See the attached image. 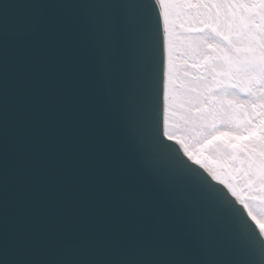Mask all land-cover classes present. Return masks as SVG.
Segmentation results:
<instances>
[{
  "label": "snow or ice",
  "instance_id": "snow-or-ice-1",
  "mask_svg": "<svg viewBox=\"0 0 264 264\" xmlns=\"http://www.w3.org/2000/svg\"><path fill=\"white\" fill-rule=\"evenodd\" d=\"M0 264H264V0H3Z\"/></svg>",
  "mask_w": 264,
  "mask_h": 264
},
{
  "label": "rangeland",
  "instance_id": "rangeland-1",
  "mask_svg": "<svg viewBox=\"0 0 264 264\" xmlns=\"http://www.w3.org/2000/svg\"><path fill=\"white\" fill-rule=\"evenodd\" d=\"M177 53L178 54H182L183 53V56L185 57V59L190 61V58H189L188 54L184 51V45L182 43L180 45V48L177 50ZM182 80H183V77H182ZM179 84H181V83L178 82V85ZM192 111H193V113L195 112L194 109ZM187 115H188V109L181 107V108H178L175 116L173 117V120L175 121V124H176L177 128L180 129L183 132L187 131V129L185 127V125L187 124V120H186V116Z\"/></svg>",
  "mask_w": 264,
  "mask_h": 264
},
{
  "label": "bare ground",
  "instance_id": "bare-ground-1",
  "mask_svg": "<svg viewBox=\"0 0 264 264\" xmlns=\"http://www.w3.org/2000/svg\"><path fill=\"white\" fill-rule=\"evenodd\" d=\"M178 31H183L182 29H178ZM181 45V44H180ZM180 48V46H178V48H177V50ZM185 57L183 56V53L182 54H178L177 55V63H178V65H184L185 64V62H187L188 64H191L192 63V59H190V61L189 60H187V59H185ZM194 59V58H193ZM179 83H181L182 81H178ZM182 133H184L183 131H178L177 132V135H180V134H182ZM237 186L239 187L240 185H239V183L237 184Z\"/></svg>",
  "mask_w": 264,
  "mask_h": 264
},
{
  "label": "water",
  "instance_id": "water-1",
  "mask_svg": "<svg viewBox=\"0 0 264 264\" xmlns=\"http://www.w3.org/2000/svg\"><path fill=\"white\" fill-rule=\"evenodd\" d=\"M3 0H0V3H2ZM203 175V173H201ZM207 179V177H205ZM209 183H211V181H209ZM215 187H219V185H214ZM223 191V189H221Z\"/></svg>",
  "mask_w": 264,
  "mask_h": 264
}]
</instances>
